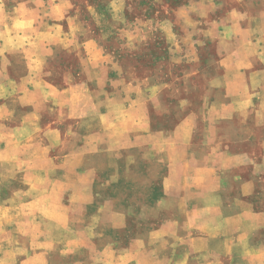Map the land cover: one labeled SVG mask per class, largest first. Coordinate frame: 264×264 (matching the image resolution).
I'll return each mask as SVG.
<instances>
[{"label":"crops","instance_id":"obj_1","mask_svg":"<svg viewBox=\"0 0 264 264\" xmlns=\"http://www.w3.org/2000/svg\"><path fill=\"white\" fill-rule=\"evenodd\" d=\"M71 10L0 0V264H58L65 238L90 246L93 264H264V7L227 26L235 35L219 41L221 72L200 111L167 108L161 87L134 77ZM249 121L256 133L233 149L219 124ZM113 173L159 190L145 198L158 225L127 247L110 232L107 245L91 240L104 237L99 222L121 219L113 199L95 202L113 217L87 209Z\"/></svg>","mask_w":264,"mask_h":264},{"label":"rangeland","instance_id":"obj_2","mask_svg":"<svg viewBox=\"0 0 264 264\" xmlns=\"http://www.w3.org/2000/svg\"><path fill=\"white\" fill-rule=\"evenodd\" d=\"M70 1L73 15H78L88 29H99L96 33L99 39L119 56L120 62L134 73V77L145 80L149 86L161 87L159 97L167 108H174L176 102H191L192 108L198 111L209 83L221 72L224 46L219 41L226 34L235 35L234 28L229 30L227 26L243 24L247 16L264 7V0ZM102 28L103 31L100 30ZM128 41L129 45L126 44ZM220 93H216L218 99L222 97ZM249 122L248 125L238 122L219 124L222 134L233 139L229 142L233 149L240 147L239 138L245 131L256 133V126ZM199 129L201 133H207L206 125H199ZM254 144L248 146L249 150H256ZM122 165L118 162L116 170H121ZM100 176L97 185L103 180L106 188L90 191L93 204L87 205L88 212L91 216L101 217L103 214L104 218L113 217V212H101L95 204L96 200L113 199L117 202L116 209L121 219L99 222L104 237L99 238L93 232L91 240L95 244L107 245L105 236L110 232L118 247H127L135 235L144 234L158 225L155 215L145 208V198L149 194L159 195V190L145 188L144 175L113 173ZM92 184L97 187L96 180ZM84 201H88L87 197ZM132 206L136 216L144 221L131 220L135 215L129 210ZM112 224L116 225L115 228L111 227ZM67 242L75 249L74 252L65 251ZM77 243L71 238L57 243V249L62 252L52 254L55 262L93 264L86 249L90 246Z\"/></svg>","mask_w":264,"mask_h":264}]
</instances>
